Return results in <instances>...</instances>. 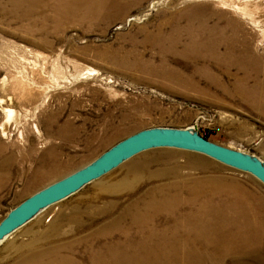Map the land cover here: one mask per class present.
<instances>
[{
	"label": "rangeland",
	"instance_id": "1",
	"mask_svg": "<svg viewBox=\"0 0 264 264\" xmlns=\"http://www.w3.org/2000/svg\"><path fill=\"white\" fill-rule=\"evenodd\" d=\"M52 1L0 0V221L143 129L194 128L264 161V0H97L90 13L79 0ZM224 192L246 199L241 213L250 205L260 229L247 231L251 254L210 264H264V185L169 148L135 156L39 214L0 244V264L37 254L92 264L94 253L110 264H187L188 240L213 259L198 233L172 241L175 218L155 205L172 197L178 216L205 217L200 202L227 206Z\"/></svg>",
	"mask_w": 264,
	"mask_h": 264
},
{
	"label": "water",
	"instance_id": "2",
	"mask_svg": "<svg viewBox=\"0 0 264 264\" xmlns=\"http://www.w3.org/2000/svg\"><path fill=\"white\" fill-rule=\"evenodd\" d=\"M178 149L205 155L248 173L264 185V161L259 157L214 143L194 128L143 129L113 145L76 172L34 193L0 221V244L39 214L99 180L135 156L153 149Z\"/></svg>",
	"mask_w": 264,
	"mask_h": 264
},
{
	"label": "bare ground",
	"instance_id": "3",
	"mask_svg": "<svg viewBox=\"0 0 264 264\" xmlns=\"http://www.w3.org/2000/svg\"><path fill=\"white\" fill-rule=\"evenodd\" d=\"M53 1H55V0H53ZM96 1L97 0H79L80 4L82 3L83 5H85V7L89 11V13L93 11L94 7L92 6V4L94 2L96 3ZM74 3H75V1H74ZM55 4L58 7H60V3L59 4L55 3ZM76 5H77V3H76ZM67 6H65L64 8H66ZM8 114L9 115H8L7 119H11V117H13V114L14 113H13V111H10L9 110L8 111ZM13 119L16 120V118H14V117H13ZM17 122H18V119H17ZM52 156L55 159V161L53 162L54 165L51 164L52 167L54 168L55 166L59 165L60 163L57 161V159H58L57 155L51 153L50 154V157H52ZM48 158H49V156L47 157V159ZM40 170H42V169H40ZM38 171H39V169H38ZM210 184H211V182H210ZM211 188H213V187H211ZM233 188L234 187H232V189ZM221 190H223V188H221ZM204 192H206V191H204ZM210 192H212L211 195H210L211 198L208 201H212V202H213V199H215L221 193V191H220L219 188H217L215 190H211ZM151 196H153V195H151ZM197 197H198V195L195 194V196L193 197V199H196ZM170 198H172V197H170ZM170 198H167L166 200H161L160 202L158 201L159 203L155 205V208H157V212H163L164 211L165 214H168L169 216H173V218H175L174 219L175 222L172 224V226L170 228L171 232L173 234H175V235H173L171 233L173 235L172 236V241H177V239L180 237L177 234L180 233V232H186L190 236H193L196 233H198L199 235H202L201 236L202 238H204L205 240H207V242H208V244L210 246V248H208V249L206 248L205 250H207L209 253L211 251L214 254L213 259H210V258H208V255L205 252H203L201 254V253H199V250H196V247L194 246V244L196 245V243H193L190 240L185 241V243H187V246L184 247L183 249L181 248V251L186 252V253H184V260H188L187 261V264L220 263V262H223L225 260V258H227L229 256L235 255L232 258L238 259V258H240L242 256L249 255V253H250L249 249H251V247L253 246V243L251 241L250 233L249 232L251 231V229L259 230L260 229V226L256 222L255 214H254L252 208L250 209V207H251L250 205H248V204L244 205V207L247 206V210L242 211L243 214L241 213V208H242L241 205L244 204V202L246 201V199H244L242 197H238V196H236L234 194L232 195V193L229 194L227 192H224V198L221 199V202L222 201H224V202H227L228 201V202H230V204H228L227 206H225V205H223L221 203L220 205H222V207L219 208L218 207L219 205H218L217 207L215 206V208H213V209H210L212 205L209 204L208 201H206L205 203H201L199 201L200 202V205L203 206L202 207L203 209L201 210V212L205 216V217H202V216H199V215H196V214H193V213H187V214H184L182 216L181 215L178 216V213H176L177 212L176 211V207L178 206L179 203L176 200H172ZM153 199L155 200V198H153ZM152 202L149 203V207L148 208L147 207H145V208L151 210L152 209V205H153ZM187 203H190L191 204L192 202L189 201ZM239 207H240V211H239ZM145 208H144V210H145ZM155 217H157V216H155ZM176 218H178L179 221L180 220H184L185 223L183 222L184 224L181 225L180 222H177V219ZM210 218H213L214 219V221L212 223H208V221H209ZM243 220H245V221L243 222ZM246 220H250L255 225H253L251 222L250 223H247ZM137 222H139V221H137ZM151 224H152V222H151ZM248 230H249V232H247ZM233 231H235L236 234H233ZM207 233H209V234H207ZM203 234H206V235L203 236ZM255 235H257V234H255ZM203 242H205V241H203ZM233 245H235L234 246L235 250H233ZM256 247H257V245H256ZM260 250H262V249H260ZM120 251L124 252V250H122V249ZM246 252H247V255H246ZM98 254L99 253H97V254L94 253L93 254L92 264H100V260L99 259L102 260V264H110V262L104 263L105 262L104 257H101ZM117 254H118V252L116 253V255ZM35 258H36V261H35ZM42 258H43V255H41V256L38 255V254L36 256L33 255V257L31 259L29 258V261L30 262L27 261V263L28 264H55V262H53V261H49V262L39 261ZM122 260H123V257L122 256H117L115 258V261L114 262L116 264L117 262L122 261ZM176 261H177V259H173L172 260L173 264L176 263ZM259 262H260V260H259ZM27 263L24 262L23 264H27ZM131 263L132 264H135V262H133V261H131Z\"/></svg>",
	"mask_w": 264,
	"mask_h": 264
},
{
	"label": "trees",
	"instance_id": "4",
	"mask_svg": "<svg viewBox=\"0 0 264 264\" xmlns=\"http://www.w3.org/2000/svg\"><path fill=\"white\" fill-rule=\"evenodd\" d=\"M204 138L208 139L207 137L203 136Z\"/></svg>",
	"mask_w": 264,
	"mask_h": 264
}]
</instances>
